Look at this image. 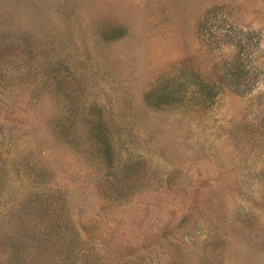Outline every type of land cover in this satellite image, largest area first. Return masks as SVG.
<instances>
[{
    "label": "rangeland",
    "instance_id": "rangeland-1",
    "mask_svg": "<svg viewBox=\"0 0 264 264\" xmlns=\"http://www.w3.org/2000/svg\"><path fill=\"white\" fill-rule=\"evenodd\" d=\"M53 211L85 264H264V0H0V264Z\"/></svg>",
    "mask_w": 264,
    "mask_h": 264
},
{
    "label": "trees",
    "instance_id": "trees-1",
    "mask_svg": "<svg viewBox=\"0 0 264 264\" xmlns=\"http://www.w3.org/2000/svg\"><path fill=\"white\" fill-rule=\"evenodd\" d=\"M16 58H17V61L19 59H21V61L24 60L23 55L22 56L21 55L16 56ZM24 63L28 66L27 75L26 76H24V77H22V75H20L18 77H15L14 76V77H12V79H6L4 76H2V78L4 79L3 86L5 87V89L8 88V91L12 90L11 93H13L14 91H17V93H21V92H23L21 90H23L24 88H29L34 83H40L37 86H41V82L37 78L38 71L37 70H34V71H31L30 72L29 71L30 70L29 69V67H30L29 63H27V62H23V63H20V64H15V63L13 64L12 63V64H10V70L12 72H14V74H15L16 71H18L19 69H21V66H23ZM49 64L50 63H47V66ZM45 70H47V69H43V71H45ZM7 71L8 72L6 74L7 75H10L9 70H7ZM43 71H41V73H40V74L43 75V78L42 77H40V78L43 79V80H47V76H44L45 74L43 73ZM239 72H241V71H239ZM237 73H238V71H234L232 78L235 79ZM29 74H31V75H29ZM10 76H12V75H10ZM54 82L55 83L53 84V83H51L48 80V84L52 86V87H50V90L51 89H54V88H58V86H61L60 85V80H56ZM43 84H44V82H43ZM35 93H36V95H38L37 92H35ZM159 96L160 97H157L158 100H159L158 102H160V103L161 102H164L165 96H163V97L161 95H159ZM98 125L101 126L102 123H99L98 122ZM95 132H96L97 137H99L100 141L102 143H104V145L106 146L105 147L106 148L105 151H108V149H109V143H108V141H107V139L105 137V132L103 130H101V131L97 130ZM98 134H99V136H98ZM33 168H36V167H33ZM47 169L48 168H43L42 169L43 171L41 169L40 170H33L32 173H33V175H35L34 178H42L41 174L45 173V171H47ZM120 176H124V174H121ZM37 184L40 185L41 183H37ZM116 195H118V194H116ZM39 199H40V196H36V197L32 196V197L29 198L28 202H29V204L30 203L31 204H34ZM47 227L48 228L46 230L49 231L47 233V235H48L47 236V239H50L51 242H52V244H51L52 245L51 246V251H52V254L54 255V258L56 260L55 261L56 264H75L79 260H80L81 264H85L86 258L85 259H81L82 257L85 256V254L83 255L82 252H76V251H74L73 250V247H76L75 244L70 243L71 246L69 247V246H65L63 242L62 243H59L58 242V238L60 239L61 235L66 234L67 231H68L67 228H69V224L67 222H65V216L63 214H59V213L54 212V211H53V213L51 212L49 214V217H48ZM41 234H42L41 232H35L34 235H30V241L33 242V240L38 239ZM18 243L15 242L16 248L14 247L13 249H15V253L19 252V255L22 258H24V256H25L26 253L24 251H22L21 248L27 246L28 244H24V243L21 244L20 241H18ZM106 247H107V244L106 243L102 244L101 249L103 251H101V252H103V253L106 252V251L108 252V249ZM87 252H88L89 255H91V251H87ZM101 254L102 253H100V256H101ZM117 255L118 254H116V252H114V257L113 258L110 257L111 258L110 259V262L112 260V262L115 261L118 264H124L121 261L118 262L119 256H117ZM124 261L125 262H128L129 261L128 264H131V261L129 259H126Z\"/></svg>",
    "mask_w": 264,
    "mask_h": 264
}]
</instances>
